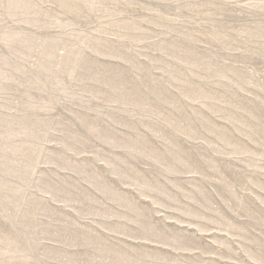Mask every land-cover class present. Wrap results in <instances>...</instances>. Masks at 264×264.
Instances as JSON below:
<instances>
[{
    "label": "rangeland",
    "instance_id": "1",
    "mask_svg": "<svg viewBox=\"0 0 264 264\" xmlns=\"http://www.w3.org/2000/svg\"><path fill=\"white\" fill-rule=\"evenodd\" d=\"M0 264H264V0H0Z\"/></svg>",
    "mask_w": 264,
    "mask_h": 264
}]
</instances>
